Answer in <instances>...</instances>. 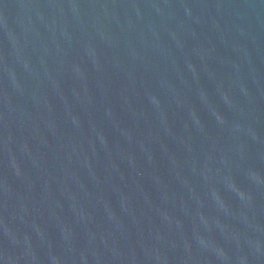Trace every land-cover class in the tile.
<instances>
[{
	"label": "water",
	"instance_id": "obj_1",
	"mask_svg": "<svg viewBox=\"0 0 264 264\" xmlns=\"http://www.w3.org/2000/svg\"><path fill=\"white\" fill-rule=\"evenodd\" d=\"M0 264H264V0H0Z\"/></svg>",
	"mask_w": 264,
	"mask_h": 264
}]
</instances>
